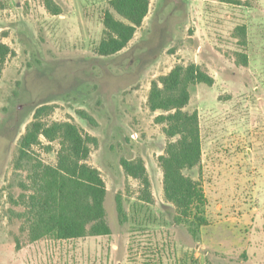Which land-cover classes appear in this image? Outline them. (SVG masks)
<instances>
[{"label": "rangeland", "instance_id": "obj_1", "mask_svg": "<svg viewBox=\"0 0 264 264\" xmlns=\"http://www.w3.org/2000/svg\"><path fill=\"white\" fill-rule=\"evenodd\" d=\"M109 1L0 0L10 49L0 62V264H264V0H151L129 44L102 56ZM191 64L214 78L191 85L185 107L198 112L203 141L201 166L185 171L207 198L197 235L166 199L160 157L170 138L149 105L155 80ZM45 105L44 121L97 139L88 163L106 183L110 235L31 240L20 217L29 172L16 161ZM58 150L42 137L30 154L56 164ZM124 159L144 162L147 190Z\"/></svg>", "mask_w": 264, "mask_h": 264}, {"label": "trees", "instance_id": "obj_2", "mask_svg": "<svg viewBox=\"0 0 264 264\" xmlns=\"http://www.w3.org/2000/svg\"><path fill=\"white\" fill-rule=\"evenodd\" d=\"M112 10L107 9L104 18V35L98 45V53L110 56L123 50L135 36L147 16L151 0H110ZM59 14L57 5L48 6ZM246 44V26L239 27ZM9 47L0 42V62H5ZM242 64L248 57L239 53ZM212 85L214 78L200 67L176 66L167 75L152 84L149 105L153 111H161L166 123V135L170 138L166 153L160 157L164 170L166 199L176 209V221L187 225L194 235L208 223L207 198L201 183L186 174V170L201 166L203 141L197 111H187L190 102V87L196 83ZM52 107L37 109L34 121L27 127L19 146L16 168L29 172L28 181L22 183L24 193L21 202L25 210L20 213L32 241L43 237L60 240L103 236L112 233L107 221L105 199L107 187L101 172L88 163L92 146L97 139L84 133L70 121L46 122L42 119ZM44 137L50 143L57 142L56 164L35 160L31 149L41 144ZM52 147L49 145L48 150ZM128 175L149 186L144 162L122 160Z\"/></svg>", "mask_w": 264, "mask_h": 264}]
</instances>
